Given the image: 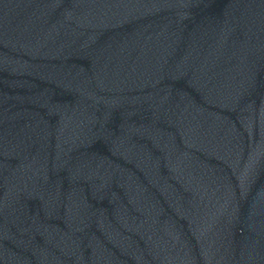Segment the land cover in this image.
Masks as SVG:
<instances>
[{
    "label": "water",
    "instance_id": "95a60500",
    "mask_svg": "<svg viewBox=\"0 0 264 264\" xmlns=\"http://www.w3.org/2000/svg\"><path fill=\"white\" fill-rule=\"evenodd\" d=\"M0 264H264V0H0Z\"/></svg>",
    "mask_w": 264,
    "mask_h": 264
}]
</instances>
